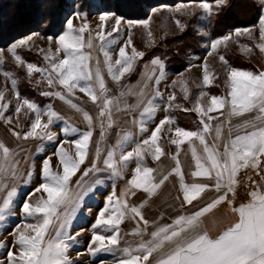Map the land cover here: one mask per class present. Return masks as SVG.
Masks as SVG:
<instances>
[{"label": "snow or ice", "instance_id": "1", "mask_svg": "<svg viewBox=\"0 0 264 264\" xmlns=\"http://www.w3.org/2000/svg\"><path fill=\"white\" fill-rule=\"evenodd\" d=\"M227 0H217V7L226 4ZM205 13L211 15V6L207 3L201 5ZM186 7V6H182ZM156 11V10H153ZM74 18H83L87 20V14L76 12L73 18L67 20V30L59 35L55 40L50 39V42L56 44V54L54 56L45 55L44 59L49 61L45 69L39 68L33 64H27L28 75L37 72L43 74L47 71V84L49 87L59 85L66 90V93L74 95L75 90L87 95L91 102L99 109L97 120L100 121V140L105 136V120L107 126H112V112L114 109L119 110L120 101L117 97L108 95V88L105 83L99 60L93 66L90 65V54H85V47L91 49L93 47V37L90 33L88 23L82 24L81 27L73 26ZM99 31L96 33L95 39L100 42V50L103 52L105 60L104 64L107 68V73L113 82L119 83L123 76L128 73L132 67L135 57L143 58L144 53L138 52L132 46L131 38L126 44L119 49V58L111 62L109 53L105 50L106 47L115 40H108L113 33H119L122 17H116L114 13L105 12L98 17ZM109 19H114V23L110 26L106 24ZM149 20L143 21H127L129 29L133 24H139L148 28ZM260 40L264 41V16L260 18ZM177 25L180 22L177 20ZM89 31V38L85 43L84 33ZM251 32L250 29L237 30L236 35L240 32ZM151 37V32H148ZM28 39H31L29 37ZM28 39L20 40L18 44L12 45L8 51L12 52L18 63L25 62L16 54V48L27 44ZM231 39L230 36H224V42ZM222 40L218 39L212 42L211 49L208 55L216 50ZM107 42V43H106ZM132 47L131 54L126 52L127 47ZM257 47L261 53H264V43L258 44ZM251 51V49H247ZM50 51V50H49ZM63 53V58H58L60 53ZM221 62L227 65V61L223 56H220ZM55 61V62H53ZM2 63V61H0ZM160 69V77H163V64L156 58L151 61ZM119 66L114 71V67ZM203 69V85L210 86L211 79L208 71L207 61L202 65ZM9 76V73H4ZM214 78V77H213ZM157 79L156 83L159 84ZM15 87L16 81L12 80ZM226 86L230 89L226 96H210L208 105L200 103V98L208 96L206 92H201L197 98L193 109H183L184 111H195L201 117L200 125L202 127L197 131H188L177 127L174 134L178 139H171L170 143L176 146L175 155L171 159L175 162V167L167 174L161 172V178L156 181L153 173L157 171L143 164L145 149L144 145H156L154 152L150 153L153 160H160L164 155V150L157 144L158 134L165 125H170L174 121L166 116L162 119L155 129L151 132L149 138L142 141V144L135 145L132 151L121 152L119 157H116L115 150L107 153L103 163L106 169L110 170V175L113 177L123 178L124 169L128 162L133 158L136 161V167L133 170V176L127 181L125 189L120 196L116 195L113 189L111 195L106 198L105 208L98 214V218L93 225V229L107 225L110 229H116L113 235L103 236L94 234L92 244H97L96 249L90 251L95 255L96 251H113L108 245L119 244V224L123 221L128 213L133 214V218L138 217L137 227L131 233L132 235L140 236L141 240L136 247L123 248L124 258L119 261V264H264V177L262 182L257 184L253 182V186L248 191L249 200L247 203H242L238 207L234 206L236 196V188L239 185L237 179L241 170L251 168L257 176L261 175L260 168L264 164V71L253 73L250 71L231 69L228 71ZM185 99H187V88L183 89ZM42 95H53L50 92H43ZM54 95L67 102L77 112H82L83 120L88 126V131L79 133V138L74 141L64 139L56 148L54 155L58 157L59 165L62 166V174L52 171V157H47L43 160L41 168V183L32 192V196L36 193L46 194L47 198L41 196L36 204L30 202L31 196L23 203L22 213L31 218L32 223H24L18 225L15 231L11 232L13 236L12 248H18V253H14L11 249L7 252V264H72L68 258L67 252L70 247L69 241L75 242L76 237L68 235L66 229L70 224L68 208L70 205L75 206L91 191V186L88 188L82 187L84 177L90 172L97 171L96 159L100 157L99 143L96 145L95 156L91 163V167L85 169L78 180L75 181V186L79 191H73L72 177L80 171V167L85 163L87 158V149L91 143L93 135V117L71 100H68L62 92H55ZM124 92H121V96ZM141 97L144 96L140 92ZM157 97L162 98V94L156 91L151 99H147L140 112V131L145 132L147 128L144 126V116L152 117L157 105L154 103ZM17 99L19 95L17 93ZM0 100L3 96L0 95ZM169 107L171 102L175 100V95H170ZM26 106L35 113V118L31 124V130L21 136L18 132H13L12 135L17 139L27 140L45 139L53 141L55 134L47 131L49 126L55 119H60L58 114L49 110L44 113L48 117V122H41V111L38 107L29 100H23V105L18 104L15 111L20 113L21 107ZM7 105L0 106V116H3V111ZM139 107V104L137 105ZM227 110V122L231 125L232 117H241L246 114H254L249 119L230 126L228 135L223 137V124H217L214 128L210 125L212 119L219 117L209 116V113L217 112L224 115ZM207 117V119H205ZM135 122V121H134ZM40 131H37V130ZM171 131V129H169ZM77 129L74 127H65L63 134L65 137L76 134ZM211 138V143H209ZM127 139V134L125 135ZM194 141H198L199 150ZM189 142L188 152L194 163V170L190 171L192 177L191 183L185 182L184 172L182 170L181 161L179 159L181 145ZM221 142L223 150H220ZM72 143L75 145L76 157L73 158L65 149L64 144ZM122 142L118 143L117 147L122 148ZM15 153L5 144L0 143V183L3 179H15L17 176L18 162L13 159ZM33 171L27 173V181L30 182L33 176ZM175 175L179 181V190L182 193L181 206L193 204V201H199L205 192L211 191L216 193L210 202L201 206L198 210L191 214L178 215L171 223L158 225L145 219L142 209L147 201L139 206H132L128 203V198L135 195L134 190H142L147 193L149 198L155 194L156 190L161 187L170 176ZM250 179V178H249ZM16 193V189L12 188L7 191L6 198L0 201V222L6 219V214L10 212L12 198ZM231 197V198H230ZM177 199H181L180 196ZM115 203L113 211L105 218V213L109 212V206ZM227 203L229 211L235 219L221 229L218 234L213 237L209 234V229L205 227L203 217L210 213L218 206ZM142 225V227H141ZM215 225V221H213ZM149 227L152 228L148 231ZM31 233V234H29ZM51 233V234H50ZM79 235V233L77 234ZM147 236L148 239H143ZM107 241V243H105ZM6 245L0 243V248ZM0 264H5L0 261Z\"/></svg>", "mask_w": 264, "mask_h": 264}, {"label": "rangeland", "instance_id": "2", "mask_svg": "<svg viewBox=\"0 0 264 264\" xmlns=\"http://www.w3.org/2000/svg\"><path fill=\"white\" fill-rule=\"evenodd\" d=\"M251 1L255 5L261 3V1L259 0ZM67 4L69 8H66V13L64 15L65 18L63 21V32L67 30V20L69 18H73L76 12L86 13V21L83 18L73 19V26L75 28L81 27L85 22L90 26V33L93 37V47L91 49L85 47L83 51L85 54H90L91 60L89 61V63L91 66H93V68L96 64V61L99 60L100 68L109 90L108 93L110 92L111 84H113V86L117 85L116 87L121 86L125 90V93L127 91L126 88L131 87L132 85V80H126L127 82L123 81L128 76L129 72L123 76L119 83L113 82L111 77L108 75L107 68L104 64L105 57L103 52L100 50V42L98 39H95L96 33L99 31V15L105 12H114L109 11V9L104 10L103 6L101 7V5H103V0H67ZM202 4L204 3L176 5L171 8H169L168 6H163L154 9L148 8L147 6H141L139 9L146 14V18L144 20H149L150 18L148 28H145L144 26L139 24H133L129 29V26L127 25V21L129 20L122 17V23L120 25L119 33H113L112 37H108V40H115V43L108 45L105 49L111 57V62L114 63V61L119 58V49L123 47L129 40V35L131 38L132 46H134L138 52L148 54L153 49V45H155L158 36L164 37L166 41L170 40V38H174L173 36L179 35L181 32L185 31L183 26L181 27L177 25L178 19L175 17V14L187 19H189V17L191 16H197L202 21V23L198 25L197 28L201 33V36L203 37V47L205 49V53L199 55L198 57H195L189 68L182 75L168 77V82L180 92L183 99H185V92L183 91V89L185 87L187 88V99L185 100L190 103L193 109L197 98L200 97V93L204 92L203 89L206 87L203 85L204 73L202 65H204L205 61H207L208 71L210 74V79L212 81L210 86L216 88L223 86L226 89L227 93L230 89L226 86V81L228 71H230L231 69L226 67L225 64L221 62L220 54L218 53V51L222 49L224 53H228V50L226 52L224 51V49L230 47L234 50L235 53L238 54L239 57H250L251 55L250 58L257 59V52L260 53L257 45L264 43V41L260 40V23L258 22L259 24L256 23L257 25L255 24L249 27L248 29H250L251 32L246 33L241 31L239 35H236L237 30L241 29L230 31L227 36H230L231 39L226 42L221 39L222 42L217 45L216 50L213 51L212 55L209 56L208 53L212 51L211 44L213 41L210 40L204 24L207 13H205L204 9L202 8ZM240 5L242 6V2ZM115 16L121 17L117 14H115ZM244 21L245 20L243 19V23ZM113 23L114 19H109L108 21H106V24L109 25L108 30H110V26ZM180 25L182 24L180 23ZM149 31L151 32V37H149L148 35ZM29 37H31V39H28ZM84 37L85 43H87V40L89 38V31H86L84 33ZM49 38L55 40L56 38H58V36L40 38L39 35L31 34L29 36H24L16 40L5 49L0 48V61H2V63H0V95L3 96V100H0V106L7 105L6 109L3 111V116H0V143L5 144L9 149L13 150V152L15 153L13 159L18 162L16 178L13 180L9 175L8 179H3L2 183H0V201L6 198L7 191H10L12 188L16 189V193L12 198L10 212L6 214V219L3 222H0V243L6 245V247L0 248V261H4L5 264H7V252L10 249L14 253H18V248H12V242L14 238L12 235H10V233L15 231V228L18 225L35 222L22 213L21 209L23 203L27 201L30 196V202L32 204H36L41 196H43L44 199L47 198L46 194L43 193V191L40 193H36L35 196L31 195L35 188L43 183L41 179V168L43 160L47 157H52V171H55L58 174H62V166L59 165L58 157L54 155L56 148L60 145L62 140L67 139L69 141H74L75 139L79 138V133H83L89 130L86 122L83 120L82 112H77L71 106L70 118H66L60 115L56 110L54 111V109L56 108H54V106H57V102H65L64 100H61L54 95L55 92L59 91L65 94L67 99L71 100L72 103L77 104L82 109V111L87 112L93 117V135L91 137V143L87 149L88 155L85 163L81 165L80 171H78L76 175L72 177L71 187L73 191H79V189H77L75 186V181L80 178L85 169L91 167L92 161L96 159L95 151L97 143H99L101 153L100 157L96 159V167L98 170L90 172L88 176L84 177L82 184V187L84 188H88L89 186H91L92 190L89 191L87 195L83 196L78 204H76L75 206L70 205L68 208L70 224L66 229V232L68 235L75 236L76 240L75 242L69 241L70 247L68 249L67 256L72 261V264H119V261L124 258L123 248L136 247L141 240L140 236L131 234L137 227V221L139 220L138 217L133 218V214L128 213V215H126L123 221L119 224V244L108 245V247L112 248L113 251L100 250L96 251L95 255H93L89 249L90 246L93 250L98 246L99 242H97V244H92V238L94 234L108 237L113 235L116 231V229L105 230L106 228H109V226L107 225H102L94 230L93 225L98 218V214L105 208L106 198L111 195L113 189H115L116 195L120 196L121 192L127 185V181L130 180L133 176L134 158L128 162L126 168L124 169V173L126 170V173L130 174L129 179H126V181L124 180V178L119 180L118 177L111 176L110 170L106 169L103 163L109 151L115 150L116 157L118 158L121 152L126 153L130 150H133V145L135 144L133 143V141L132 143H129L130 139H128V142L125 145L124 143H122V148L117 147L118 143L123 142L124 140L126 141L125 137H122L121 139L119 136L118 130L120 124L118 122V117L122 119L121 123L123 125L125 116H128L129 111L133 107V105L131 103H127L120 105V111L116 109L113 110L112 126L108 127L107 120H105V136L101 141L100 121L96 119L99 109L95 104L91 102L90 98L87 95L77 89L74 91V95L69 96L66 93V90L58 84L49 87L46 80L48 75L47 71L43 74L34 72L31 76L28 75L26 67L27 64H33L38 66L39 68L45 69L49 63V61L44 59L45 55L54 56L56 54L57 46L55 43L50 42ZM25 39H28L27 44L18 46L15 50L16 54L25 62L24 64H20L17 62L12 52L8 51V49L12 45L18 44L20 40ZM95 45H98V47L96 48ZM247 49H251V51H248ZM131 51V46L126 48V52H128L129 54H131ZM21 54H29V58L31 56L35 59H31L30 62L29 59L24 58L25 55L22 56ZM58 58H63L62 52L59 54ZM141 59L142 58L140 57H135L133 63L135 64V62H139L141 61ZM143 62L145 61H142V63ZM234 63L237 66H241L242 64H244L243 61L235 60ZM118 67L119 66H115L113 70L116 71V68ZM155 71L159 72V67L153 65L150 62L147 66V72L149 73ZM4 73H9L10 75L5 76ZM148 73L145 74L143 82H148ZM217 76H219L218 79ZM12 80L16 81L15 87L12 84ZM22 81L24 82V84ZM21 86L25 88L30 87L32 91H35L37 98L29 99L28 95L22 96L19 93ZM43 92H50L53 93V95L45 96L42 95ZM17 93L19 95V99H17ZM195 93L198 94L195 95ZM112 97L118 98V94H114V96ZM209 98L210 97L208 96L200 98V103L203 105H208ZM25 99L33 102L41 111L42 124L48 122V117L44 113L51 110L58 114L60 119L54 118V122L49 126V129L47 130L55 134V139L53 141H49L47 138L43 140L32 138H29L27 140L17 139L12 135V133L15 131L23 136L25 133L31 130V124L35 118V113L28 109L26 106L21 107V111L19 114H17L15 111L17 105H23V100ZM143 119L145 123L148 122L150 124L151 121L149 119V116H144ZM65 127H74L78 131L76 134L65 137L63 134V129ZM121 129L122 127L120 128V131ZM37 131L40 130L38 129ZM147 138H149V133L147 134L145 139ZM145 139L143 138L142 141ZM149 145L144 146L150 148ZM63 147L73 158L76 157L77 149L75 148L74 144H64ZM146 157L152 156L150 153L146 152ZM29 171H33L34 173L30 182L27 181V173ZM134 191L135 195L128 198V203L129 205L134 206L133 203L135 202L139 206L140 204L144 203L143 201L141 203L142 197L139 196H142V194L139 192V190ZM145 197H147V199L149 198L148 195ZM245 198L247 199V197ZM223 206L228 207L227 203L223 204ZM114 207L115 203L113 202V205L109 206V212L105 213V218H107V216L113 211ZM144 209L148 214L149 203H146L145 206L140 210L144 211ZM145 219L149 220L148 217H145ZM151 230L152 229H150L149 227L148 231ZM78 233L79 235H77ZM143 239L146 240L148 239V237L145 236L143 237ZM105 243H107V241H105Z\"/></svg>", "mask_w": 264, "mask_h": 264}, {"label": "crops", "instance_id": "3", "mask_svg": "<svg viewBox=\"0 0 264 264\" xmlns=\"http://www.w3.org/2000/svg\"><path fill=\"white\" fill-rule=\"evenodd\" d=\"M264 15V5L261 12L260 18ZM260 22V19L259 21ZM257 22V24H259ZM256 24V25H257ZM248 29V28H247ZM242 30V29H241ZM229 33V32H228ZM225 34L224 36L228 35ZM209 35V34H208ZM224 36L218 38L222 39ZM210 38V36H209ZM215 39V40H218ZM211 41L212 40L210 38ZM201 51L197 55H193L191 58V62L185 68L184 71L180 73H171L168 72L163 64V77H160V69L159 72H147V66L148 64L156 59L157 57L150 58L149 60L145 62H135L133 63L132 69L129 71L128 76L123 80L127 82L126 80H132L131 87H127V91L124 93L123 96H121V92L125 91L121 86L116 87L117 85L111 84L110 92L108 93L109 96H114V94H118V98L120 101V105L131 103L133 107L130 109L128 116H125L123 125H122V119L118 117V122L120 124L119 126V136L122 139V137H125L127 134L126 141L124 140L122 143L124 145L128 142V139H130L129 143H133L136 145L138 143L142 144V139L147 136L149 133V137L151 135V132L155 129V127L159 124V122L164 119L166 116L170 117L173 123L170 125H165L163 129H161V132L158 134L157 137V144L161 146L164 150V155L161 156L160 160L155 161L152 157H146V152L152 153L154 152L155 146L150 143V148H147L146 146H143L145 151V156L143 160V164L147 167H150L152 169H156L153 173V176L155 177L156 181H158L161 178V172L163 174H167L172 168L175 167V162L171 159V156L175 155L176 153V146L171 144V139H178V137L175 136L174 130L179 127L181 129H185L188 131H197L199 130L202 125H200V119L201 117L197 115L195 111H184L183 109H192L190 103H188L187 100L183 99L181 97L180 92L170 85L168 82V77L170 76H180L183 73L186 72V70L189 68L191 63L193 62L195 57H198L199 55H202L205 53V49L203 47V37L201 40ZM97 48L98 45H95ZM228 53H224L223 50H219L218 53L220 56H223L224 59L227 61L226 67L230 69H237V70H244V71H250L253 73H259L264 71V53L257 52L258 56L257 59H252L248 56L242 57V60L244 64L241 66H237L234 63V59L231 52L235 53L233 49L230 47H227V49H224V51ZM253 50V49H252ZM255 53V51H254ZM237 54V53H235ZM238 55V54H237ZM256 57V56H255ZM148 73L147 81L143 82L145 78V74ZM219 75V74H217ZM219 76H217L218 79ZM159 78L160 82L159 84L156 83L157 79ZM165 81H164V80ZM204 92L208 93V97L210 96H226V89L223 86L220 87H212L207 86L204 89ZM116 91V92H114ZM156 91H159V93L162 94V98L157 97L154 101V103L157 105L155 112L153 113L152 117H149L150 124L146 122L144 126L147 128V131L141 132L140 131V112L142 111L144 104L140 103L141 100H144L145 103L147 99H151L152 96ZM140 92L144 93V96L141 97L139 95ZM175 95V100L171 102V107H169V96ZM198 93H195L197 95ZM198 97V96H197ZM139 104V107L137 105ZM207 105V104H206ZM56 107V108H55ZM54 111L56 110L60 115L70 118L71 115V108L68 103L65 102H57V106H54ZM120 111V109H119ZM212 117H219L218 119H212L210 121V125L214 128L217 124H223V137L226 139L228 135V129L230 126H235L238 123H241L242 121L249 119L254 114H246L245 116L241 117H232L231 118V125L227 122V110L225 109L224 115H220L217 112H212L208 114ZM207 119V117H205ZM135 121V122H134ZM122 127L121 131L120 128ZM171 129V131L169 130ZM127 132V133H126ZM125 133V134H123ZM195 145L197 146L198 150L200 148L198 141H194ZM209 143H211V138H209ZM133 145V148L135 147ZM189 148V142H186L185 144L181 145V152L179 159L181 161L182 170L184 172L185 176V182L191 183L192 177L190 175V171L194 170V163L191 159V155L188 152ZM220 150H223V144L221 142ZM131 151V150H130ZM152 156V155H151ZM149 159V160H146ZM134 163V169L136 167V161L133 160ZM130 174L124 173V180L129 179ZM122 178H119V180ZM139 192L142 194L139 195L142 197V201H147L149 203V211L148 214L146 210L141 211L144 215V217H148L150 222H154L158 225L168 224L173 221L178 215L181 214H191L192 212L198 210L201 206L211 201L212 198L216 195V193L208 191L205 192L202 196V198L199 201H193V204L191 205H183L181 206V200H182V193L179 190V181L178 178L173 175L169 177V180L166 181L161 187H159L155 194L151 196V198L145 197L148 194L143 192L142 190H139ZM143 192V193H142ZM180 196L181 199H177V197ZM134 206H138L137 203H133ZM145 212V213H144ZM235 219L229 211L228 207H224L223 205L218 206L216 209H213L210 213H208L205 217H203L205 227L209 229V234L213 237H215L218 232L232 223V221ZM213 221H215V225H213ZM142 227V225H141ZM150 229H152L150 227Z\"/></svg>", "mask_w": 264, "mask_h": 264}, {"label": "trees", "instance_id": "4", "mask_svg": "<svg viewBox=\"0 0 264 264\" xmlns=\"http://www.w3.org/2000/svg\"><path fill=\"white\" fill-rule=\"evenodd\" d=\"M259 1L261 3L255 5L251 0H227L226 4L217 7V0H103L101 7L125 19L141 21L146 18L145 12L139 9L141 6L154 9L207 3L211 6L212 13L207 14L204 24L210 38L215 40L230 31L255 25L259 21L264 5V0ZM66 8H69L67 0H0V48L5 49L16 40L31 34L39 35L40 38L59 36L64 30ZM175 17L185 31L166 41L164 37L158 36L153 49L150 53L144 54L141 62L157 57L168 72L180 73L187 68L192 56L200 53L202 36L197 26L202 21L197 16L187 19L175 14ZM229 52L235 61H243L242 57L231 50ZM21 55H25L24 58L30 62L31 59H35L31 56L29 58V54ZM19 93L22 96L28 95L29 99L37 98L35 91L30 87L21 86Z\"/></svg>", "mask_w": 264, "mask_h": 264}, {"label": "built area", "instance_id": "5", "mask_svg": "<svg viewBox=\"0 0 264 264\" xmlns=\"http://www.w3.org/2000/svg\"><path fill=\"white\" fill-rule=\"evenodd\" d=\"M260 172L261 175L257 176L255 171L251 168L241 170L240 174L238 175L239 185L236 188L234 206L238 207L240 204L248 202V191L253 186V182H256L257 184L262 182V177H264V164L261 165ZM245 197H247V199Z\"/></svg>", "mask_w": 264, "mask_h": 264}]
</instances>
